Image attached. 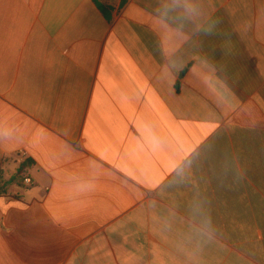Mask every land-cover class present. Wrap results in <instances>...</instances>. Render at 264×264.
Segmentation results:
<instances>
[{"label": "crops", "instance_id": "1", "mask_svg": "<svg viewBox=\"0 0 264 264\" xmlns=\"http://www.w3.org/2000/svg\"><path fill=\"white\" fill-rule=\"evenodd\" d=\"M105 6L0 0V264H264V0Z\"/></svg>", "mask_w": 264, "mask_h": 264}, {"label": "trees", "instance_id": "2", "mask_svg": "<svg viewBox=\"0 0 264 264\" xmlns=\"http://www.w3.org/2000/svg\"><path fill=\"white\" fill-rule=\"evenodd\" d=\"M94 3L97 5V7L99 8V10L106 16L108 17V11L105 5H106V0H93ZM110 7V6H109ZM112 8V7H111ZM28 166V163H25L23 165H21L17 172L15 173V175L10 179V181L8 182V185H19L22 186L24 185V181H25V176H24V171L25 168ZM1 194V192H0Z\"/></svg>", "mask_w": 264, "mask_h": 264}, {"label": "built area", "instance_id": "3", "mask_svg": "<svg viewBox=\"0 0 264 264\" xmlns=\"http://www.w3.org/2000/svg\"><path fill=\"white\" fill-rule=\"evenodd\" d=\"M26 184H30V180H28V179H25V181H24Z\"/></svg>", "mask_w": 264, "mask_h": 264}]
</instances>
